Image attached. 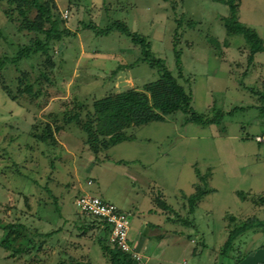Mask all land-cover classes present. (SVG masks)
<instances>
[{"label":"rangeland","instance_id":"374dc122","mask_svg":"<svg viewBox=\"0 0 264 264\" xmlns=\"http://www.w3.org/2000/svg\"><path fill=\"white\" fill-rule=\"evenodd\" d=\"M45 1L69 35L0 72V264H113L101 244L104 226L88 228L92 218L77 210L85 190L132 214L130 237L145 264L160 263L148 260L143 244L159 243L171 244L163 264H234L253 233L228 256L230 230L264 217V101L249 89L264 92V52L250 63L245 37L226 27L230 7L222 0ZM239 1L240 21L264 39V0ZM25 11L0 0V57L45 39L28 26L36 7ZM117 20L148 38L193 92L195 110H222V123H186L178 112L132 126L126 132L133 140L94 152L68 117L79 113L85 121L96 98L143 89L160 77L130 37L90 28ZM48 127L52 134L43 141L38 136ZM207 188L191 213L190 196ZM18 223L28 230L10 235L5 227ZM48 232L54 234L41 236ZM18 248L25 252L15 254Z\"/></svg>","mask_w":264,"mask_h":264},{"label":"trees","instance_id":"16d2710c","mask_svg":"<svg viewBox=\"0 0 264 264\" xmlns=\"http://www.w3.org/2000/svg\"><path fill=\"white\" fill-rule=\"evenodd\" d=\"M10 3L16 4L22 14H26L25 8L29 5L36 7L39 12L38 17L31 21L28 20V26L32 30L45 34V39H36L35 41L22 45L14 57H0V72H2L9 63H16L24 58H31L40 52H48L53 40H62L69 31L60 28V23L54 18L50 2L45 0H9ZM230 7V15L225 17V24L230 33L243 35L249 45V61L253 63L255 55L264 52V39L257 30L246 26L240 21L239 0H222ZM46 23L50 27H46ZM96 33L110 35L115 30L130 37L135 44L141 46L144 53V60L149 62L152 67L157 68L160 77L154 81L148 82L143 89L131 88L118 93H112L102 98H96L93 102V111L89 113L88 118L83 121L79 113L68 117V122L80 124L82 129L87 133L88 143L94 152L98 153L103 149H108L124 141L133 140L126 130L132 126H141L153 121H166L169 115L182 112L185 114L186 123H197L203 126L219 125L225 116L222 110H217L216 115L209 113H200L192 105L193 92L188 90L182 84L179 78L173 73L162 58H158L153 50L152 43L147 37L140 36L132 32L129 26L120 20L115 21L106 27H99L95 24L90 26ZM178 66L181 67V55L177 57ZM182 69V68H181ZM182 71V70H181ZM249 89L264 101V92L254 87ZM234 112V111H233ZM233 112H230L233 113ZM259 114L264 116V105L259 107ZM51 128L45 130L38 137L46 141L51 132ZM48 189V188H47ZM50 190V189H48ZM210 189H201L200 192L190 196V212L194 213L198 202L201 201ZM83 192H81L82 194ZM243 195V192H239ZM61 213V209L57 205ZM89 227L104 226L106 236L101 242L104 254L112 261L113 264H138L137 261L128 253H125L119 247L113 245L110 241V226L98 218L91 217ZM233 220L236 217L232 218ZM11 234L15 237L22 235L23 230L27 231L28 227L23 223L10 224ZM264 231V218L258 215L251 216L242 222L236 224L229 232L228 238L224 244L223 251L226 255L231 256L232 251L236 250L239 240L243 239L250 233ZM54 232L41 234V236L50 237ZM25 250L18 248L15 254L23 253ZM241 253L239 257H243ZM236 264V263H235Z\"/></svg>","mask_w":264,"mask_h":264},{"label":"built area","instance_id":"2783aa9c","mask_svg":"<svg viewBox=\"0 0 264 264\" xmlns=\"http://www.w3.org/2000/svg\"><path fill=\"white\" fill-rule=\"evenodd\" d=\"M93 180L89 181L92 185ZM79 214L95 217L110 226V241L113 245L130 254L138 264H145L143 256L131 240L132 214L118 205L105 200L90 190H85L75 201Z\"/></svg>","mask_w":264,"mask_h":264},{"label":"crops","instance_id":"0c3cea01","mask_svg":"<svg viewBox=\"0 0 264 264\" xmlns=\"http://www.w3.org/2000/svg\"><path fill=\"white\" fill-rule=\"evenodd\" d=\"M261 218H264V217H261ZM258 233H260V236H258V238L254 241L255 235H257ZM172 240L173 239L169 240V243ZM142 241L146 242V241H148V238H146V236H145V237H143ZM163 241H165V240H163ZM251 241H252V244L249 246L248 244ZM132 242L134 243L135 241L132 239ZM157 243H159V242H157ZM143 245H145V249H146L145 251H146V255L148 257V260H154L155 259L160 264L161 263L163 264V262H164L163 258L166 255L163 253V248L165 246H170L171 244H167V245L165 244V246H164V244H160V243L159 244H143ZM237 245H240V244H237ZM238 247L239 246H236L235 251H237ZM240 249H238V250L240 251V253H244V256L242 258L241 257H239L237 259L235 258L236 264H264V231H258L256 233H253L251 235V239L243 247L244 251L242 250V248H240ZM240 255L241 254H239V256ZM165 264H167V263L165 262ZM181 264H190V263L187 259H184Z\"/></svg>","mask_w":264,"mask_h":264},{"label":"water","instance_id":"95a60500","mask_svg":"<svg viewBox=\"0 0 264 264\" xmlns=\"http://www.w3.org/2000/svg\"><path fill=\"white\" fill-rule=\"evenodd\" d=\"M258 236H260V233H258L255 237H254V241L258 238ZM253 241V242H254Z\"/></svg>","mask_w":264,"mask_h":264}]
</instances>
